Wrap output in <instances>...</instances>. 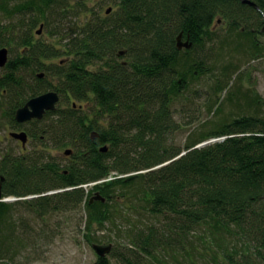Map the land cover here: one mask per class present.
I'll use <instances>...</instances> for the list:
<instances>
[{
    "label": "trees",
    "instance_id": "trees-1",
    "mask_svg": "<svg viewBox=\"0 0 264 264\" xmlns=\"http://www.w3.org/2000/svg\"><path fill=\"white\" fill-rule=\"evenodd\" d=\"M250 1L113 0L101 15L90 0H0V120L29 137L0 157V264L30 247L31 223L80 212L91 246L114 245L93 264H264V97L238 75L264 56V0ZM50 91L56 111L16 121Z\"/></svg>",
    "mask_w": 264,
    "mask_h": 264
},
{
    "label": "rangeland",
    "instance_id": "rangeland-1",
    "mask_svg": "<svg viewBox=\"0 0 264 264\" xmlns=\"http://www.w3.org/2000/svg\"><path fill=\"white\" fill-rule=\"evenodd\" d=\"M90 6L95 7L96 11L101 15L107 13L108 8L117 9V5L113 3V0H90ZM24 19L27 20L28 15L25 16ZM18 22L19 20H13L12 22L9 20L4 21V23L11 24H16ZM225 23V21L223 22L220 20L218 24L213 25V28L218 30L219 33L225 34V31H223ZM39 29L40 26L38 25L35 30L38 31ZM46 33L47 31L42 35L40 34L38 39L52 41L51 37ZM262 37L263 38H260L259 41L264 44V36ZM227 59L229 58L227 57ZM243 64L244 65L241 67L242 70L238 73V75L243 73L245 76L244 83L246 86L249 87L248 84L250 83V87L257 89L264 97V56L257 60H251ZM202 83H205V81ZM202 83L199 85V88L204 85ZM94 104V102L84 103L86 107L85 112L89 113V115L96 111ZM91 110L92 112H90ZM204 117H206V115H204ZM177 119L181 121L179 117H177ZM105 121L106 119L103 117L99 120V124L102 125ZM0 123V125H2L5 121L0 120ZM11 131L14 130L10 128L9 124L2 125L0 128V157L6 151L10 149H18L20 148L19 146H21L20 143L10 137L9 133ZM187 135L186 131L178 133L176 135V143L183 145L186 142ZM28 147L31 149L30 146ZM52 155L56 156L59 161H67V157L65 156L63 150H52ZM4 201L14 202L16 201V198L11 197L4 199ZM15 211L18 212L16 214L17 218L20 214H23L27 217V219H30V216L27 213H24V211H18L17 209ZM83 214V212L73 215L71 214L69 216L64 214H55L50 216L47 225H44L45 223L42 221L38 223H31L34 229V232L32 233L31 245L22 254H20L15 261V264H93L97 260L98 255L94 251L93 247L84 238L83 231L85 225L82 218ZM41 229L44 230V233L40 231ZM123 229L125 230L126 228L124 227ZM103 234L104 233H101L99 235ZM105 235H111L114 240V244H118L119 241L120 243L128 242L124 235L119 238L120 240L115 233L108 231ZM120 250L121 249H119V251ZM111 260L114 264H119L115 258H111ZM196 261L200 263V260L197 258ZM141 264L157 263L152 259L143 257V262L141 260Z\"/></svg>",
    "mask_w": 264,
    "mask_h": 264
},
{
    "label": "water",
    "instance_id": "water-1",
    "mask_svg": "<svg viewBox=\"0 0 264 264\" xmlns=\"http://www.w3.org/2000/svg\"><path fill=\"white\" fill-rule=\"evenodd\" d=\"M242 1L244 4H249L253 7H257L256 4L250 0H242ZM111 12H112V8H109L107 10V14H110ZM42 31H43V26H41L40 30L37 33L40 35ZM177 40H178V48L180 50L183 48L190 49L192 47V44L190 43V41H183V33L178 36ZM121 54H123V52H121ZM7 62H8V49H2L0 50V78L2 75V70L6 66ZM39 77L43 78L44 74H40ZM59 102H60V96L57 92L50 91V92L44 93L42 95H39L37 97L30 99L23 107L19 108L16 111L15 119L20 124H24V123H27L33 120L41 121L44 119V117L46 116L48 112L56 111ZM9 135L12 139L20 141L23 147H26L29 137L25 131H22V132L12 131L9 133ZM214 142L216 141L212 140L209 142L202 143L199 146H197V148L204 147ZM107 150H108L107 147L102 148L103 152H106ZM72 153L73 151L70 149L65 151L66 156H69ZM3 180L4 179H2V181ZM1 187L2 185L0 183V199L2 198ZM101 199L102 198L99 195H97L91 200V202H94L95 200H101ZM92 247L94 251L96 252V254L101 258H104L110 255L114 249L113 244H110V245L94 244Z\"/></svg>",
    "mask_w": 264,
    "mask_h": 264
},
{
    "label": "flooded vegetation",
    "instance_id": "flooded-vegetation-1",
    "mask_svg": "<svg viewBox=\"0 0 264 264\" xmlns=\"http://www.w3.org/2000/svg\"><path fill=\"white\" fill-rule=\"evenodd\" d=\"M257 9H258V7H256ZM220 22V21H219ZM262 32L264 33V26H263V28H262ZM182 34V33H181ZM183 41H190V37L189 36H186V37H184V35H183ZM184 49H186V48H184ZM181 50H183V49H181ZM28 123V122H27ZM25 124V123H24ZM22 131H24V130H22ZM22 131H20V132H22ZM26 132V131H25ZM27 133V132H26ZM98 137V133H96L95 132V137H93L94 139L95 138H97ZM18 143H20V144H22L20 141H17ZM28 144V143H27ZM1 182V181H0Z\"/></svg>",
    "mask_w": 264,
    "mask_h": 264
}]
</instances>
